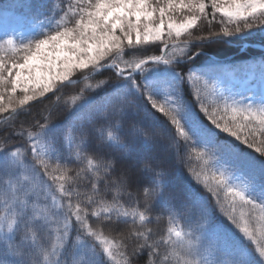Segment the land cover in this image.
<instances>
[{
  "label": "trees",
  "instance_id": "1",
  "mask_svg": "<svg viewBox=\"0 0 264 264\" xmlns=\"http://www.w3.org/2000/svg\"><path fill=\"white\" fill-rule=\"evenodd\" d=\"M204 2L206 10L198 15L201 21H208L209 24L215 22L211 26H216L217 21L224 20V14L218 7L211 6V0ZM86 6V0H0V10H9L13 18L35 28L28 38L19 40L18 44H26L51 34L57 29V25L61 28L72 27L79 19L82 8ZM251 23H255L251 29L244 28L239 32L228 30L231 35L219 31L211 36L201 27L195 32L199 34L198 38H165L166 42L182 40L170 46L164 54L165 59L175 60L171 64L152 62L144 72L133 74L137 82H142L161 102L166 96L179 95L186 106L185 115L189 122L198 123L227 147L233 169L228 186L217 185L213 179L214 175L218 176L216 166L207 157L199 156L196 150L186 148L182 143L173 142L172 129L166 117L155 112L144 96L133 87L132 77L116 79L118 73L111 68H104L82 81L63 84L47 97L27 105L0 122V140L13 131L10 125L15 126V134L9 140V147L15 145L21 149L19 159L24 164L8 174L0 169V217H5L3 233L8 232L7 218L11 214L4 207L5 194L9 190V184L13 191L22 184L27 188H36L39 195L30 192V202L49 213L44 226L36 233L35 239L41 248L32 257L35 264H90V261L95 264H125V249L121 248V244L126 233L115 231L114 227L131 226L133 220L140 232H144L146 227L157 241H163L159 248V259L167 257V264H184L185 260H198L200 264H264V259L258 254V249L264 247V210L260 206V203H264V156L255 152V148H249L242 141L216 128L200 109L201 102L210 105L214 101L221 107L224 102L264 107L262 93L256 91L251 96V90L242 89L240 82L245 76V68L254 71V79H264L260 72L264 68L263 50L253 46L241 49L244 41L264 44V18H255ZM163 45L164 43L158 42L148 49L133 46L125 49L122 55L112 54L104 59L105 62L114 61L128 68L126 61L157 56ZM197 52L199 53L195 55ZM14 55L18 54L11 49L0 50L3 58H13ZM184 56H192V59L189 61ZM229 67L234 71L232 77ZM189 70L200 74L214 85L213 91L210 88L204 89L199 82L190 85L183 80V73ZM85 73L73 77H81ZM237 77L240 78L239 83L233 80ZM231 86L233 88L229 89ZM196 87L201 88L202 100L193 95ZM125 89L136 100V108L129 110L127 120L142 123L148 131L155 134V140L149 144L138 137L133 156L127 160L120 159L119 162L128 164L134 160L136 168H139L148 160L155 168L164 169L165 195L170 193L174 198L171 202H156L151 212H145L144 208L133 202L129 193L118 187L114 186L108 194L97 197L91 187L84 186L87 183L86 176L103 177L102 172L96 171L102 161L91 152L106 153V148L97 143L96 133L86 125L85 130L89 132L87 150L90 152L81 153L78 123L89 113L95 112L106 98ZM4 113H0V116ZM221 115L227 118L223 112ZM49 122L42 135L52 142L53 149L42 147L39 159H35L25 151L33 142L28 140L26 133L21 136L20 132L22 128L34 131V124ZM101 131L107 137L112 129ZM120 134L124 135L125 130L122 129ZM253 135L257 141L264 139V130L256 127L254 132L249 133L250 139ZM16 147H12V150L16 151ZM255 147L264 145L257 142ZM7 154L0 152V159ZM40 160L48 165L47 170ZM75 172L81 173V182L76 181ZM153 176L154 174H145L139 183H150ZM62 184L67 195L61 190ZM92 186L96 189L102 187L97 180L92 181ZM230 187L241 188L248 197L257 201V207L252 208L238 196L234 198L229 191ZM76 193L82 194L81 198H76ZM84 193H87V197L83 196ZM17 195L22 197L23 193L17 192ZM113 197H118V204L113 201ZM92 200H96V203H92ZM172 204L180 213L169 211ZM204 205H208L210 216L208 220L201 221L203 228L196 231L191 222L198 219L199 210ZM78 209L84 211L78 213ZM110 209H118V214ZM125 213L135 215L125 216ZM140 213L144 214V220L140 219ZM78 214L83 224L77 220ZM109 216L112 220L108 219ZM37 219L43 220L44 217L37 216ZM93 232L95 235H92ZM177 232L181 235L177 236ZM106 240L114 249V258L108 257L103 251L108 246L104 243ZM131 243L129 238V244ZM25 244L33 246L35 241L29 239ZM189 249L193 251V255L189 254ZM149 258L159 264L156 257ZM143 259L144 256H141L140 260Z\"/></svg>",
  "mask_w": 264,
  "mask_h": 264
},
{
  "label": "snow or ice",
  "instance_id": "2",
  "mask_svg": "<svg viewBox=\"0 0 264 264\" xmlns=\"http://www.w3.org/2000/svg\"><path fill=\"white\" fill-rule=\"evenodd\" d=\"M86 4L87 6L82 8L79 19L74 22L72 27L61 28L57 25V29L53 33L26 44H18L11 37L0 40V50L8 48L20 54V59L11 64L0 59V102L4 101L5 94L8 95V108L6 109L3 103H0V113L9 110L16 111L12 94L17 93L18 90L23 92L22 98L19 99V105H24L37 94L42 96L54 88L57 81L67 80L75 70L95 65L105 56L122 55L125 49L140 46L149 41L164 43L167 47L165 28L168 29L167 36H172L173 29H175V35L179 36L182 30L189 28L197 20L198 15L203 14L206 10L204 0H164L163 6L159 0L155 5L151 0H95V3H92V0H86ZM211 6L218 7L219 11L229 18L243 17L247 20L254 18L257 13L264 16V0H224V6H219L217 0H211ZM177 8L180 11L187 10L191 13L187 22L182 24L171 22V15ZM166 14L169 17L168 21L165 20ZM245 27L251 29L253 25L245 23ZM235 31L239 32L241 29L237 27ZM225 34L231 35L232 33L225 29ZM184 58L190 61L192 56H184ZM174 60L172 58L165 59L159 55L149 56L147 59L134 58L126 61L128 68L120 69L116 79L132 77L133 87L144 96L145 101L155 112L158 111L166 117L172 129L173 142L182 143L186 148L196 150L199 156L207 157L209 162L216 166L218 176L214 175L213 179L216 180L217 185L228 186L233 169L230 162L231 155L227 147L218 142L198 123L189 122V118L185 115L186 106L179 95L166 96L161 102L133 76L138 71L144 72L149 66V61L171 64ZM126 72L127 74H125ZM260 72L264 76V68ZM183 80L190 85L199 82L204 89L210 88L211 91L214 89V85L191 70L183 73ZM177 91H179V85H177ZM200 93L201 88H194L193 95L198 100H202ZM135 108L136 100L125 89L113 97L106 98L95 112L89 113L78 123L80 130L76 131L79 136L81 153L90 152L87 150L89 132L85 130L86 125L96 133L97 143L106 148V153L91 152L98 160L102 161L96 171L102 172L103 177L86 176L87 183L84 186L91 187L97 197L108 194L114 186L118 187L123 192L129 193L133 202L144 208L145 212H151L156 202L165 200L171 202L174 198L170 193L165 195L164 169L155 168L148 160H145L139 168H136L134 160L128 164L119 162L120 159L127 160L133 156L136 151L135 140L138 137L143 138L149 144L155 140V134L148 131L142 123L136 120H127L129 110ZM200 109L216 128L242 141L249 148H255V152L264 156V147H255L257 142L264 145V139L257 141L255 135L251 139L249 136V133L254 132L256 127L264 130V107L240 106L227 102H224L221 107L218 102L214 101L210 105L201 102ZM221 112L226 114L227 118L221 115ZM97 121H103V123H97ZM49 124L50 122L43 125L34 124L32 126L34 131L22 128L20 132L21 136L26 133L28 140L33 142L25 148V151L31 153L35 159H39L42 147L53 149L52 142L46 140L42 135L43 130ZM10 127L13 131L0 140V152L8 153L3 159H0V169H3L5 174L17 167L24 166L23 161L19 159L21 149L13 145L12 147H16V151H13L12 147H9V140L15 134V126L10 125ZM107 128H111L112 131L108 133L107 137H104L101 129ZM122 129L125 130L124 135L120 134ZM40 163L47 170L48 165L43 160H40ZM86 171L87 169H85ZM145 174H154L152 182L139 183ZM75 176L76 181L81 182V173L75 172ZM61 179L64 177L61 176ZM93 180H97L102 187L96 189L92 186ZM61 190L65 191L67 195L63 184ZM229 191L234 198L238 196L241 201L251 205L252 208L257 207V201L248 197L241 188L230 187ZM17 192H22L23 196H18ZM30 192L39 195L35 187L27 188L21 184L13 191L12 185L9 184V190L5 194L4 207L11 214L7 218V233H3L5 217H0V264H35L32 257L41 248L35 239L36 233L44 226L45 220L49 218V213L40 210L30 202ZM75 195L79 199L82 194L76 193ZM83 196L87 197V193H84ZM113 201L118 204V197H113ZM91 202L96 203V200ZM260 206L264 210V203H260ZM69 207H72L71 203ZM110 210L116 211L117 214L119 211L118 209ZM83 211V209H78V213ZM169 211L180 213L173 204ZM128 215L135 214L125 213V216ZM37 216H43L44 219L38 220ZM209 216L210 209L208 205H204L199 210L198 219L191 222L194 230L200 231L203 228L201 221L208 220ZM144 218V214L140 213V219L144 220ZM108 219L112 220V217L109 216ZM77 220L83 224L79 214ZM114 230L126 233L122 237L123 243L121 244V248L125 249V264H157L156 261L149 258L150 256L156 257L159 264H167V257L163 260L159 259V248L163 241H157L154 234L146 227L144 232H140L133 220L131 226L116 225ZM244 230L247 232V228ZM92 235H95V232ZM176 235L180 236L181 234L177 232ZM129 238L132 240L131 244H129ZM29 239L35 241L33 246L25 244V241ZM104 243L108 246L103 251L107 253L108 257L114 258V249L110 242L106 240ZM53 252L55 253V250ZM189 254L193 255L191 249H189ZM258 254L260 258L264 259V247L258 249ZM141 256H144L142 261L140 260ZM90 264H95V262L90 261ZM184 264H200V262L185 260Z\"/></svg>",
  "mask_w": 264,
  "mask_h": 264
},
{
  "label": "rangeland",
  "instance_id": "3",
  "mask_svg": "<svg viewBox=\"0 0 264 264\" xmlns=\"http://www.w3.org/2000/svg\"><path fill=\"white\" fill-rule=\"evenodd\" d=\"M218 1V5L219 6H224V0H217ZM151 2L153 3V5H155V3L157 2V0H151ZM159 3L163 6L164 4V0H159ZM219 9V8H218ZM187 10L184 11H180L179 8H177L175 10V12L171 15V22L173 24H182L187 22V20L189 19V15L191 13H189ZM255 18L262 19L264 18V16H260L259 13L256 14V16L254 18H248L247 20L243 17L237 18V17H232L229 18L228 16L224 15V20H220L219 22H216V26H211L213 24H215V22L210 23L208 21H201L202 19L197 18V20L187 29H184L181 31L179 36L175 35V29L172 30V38H198L200 37L199 34H195V32H198V28L204 27V30H206L208 33V35L213 36L214 34H218L219 31H225V29H227V27L229 26L230 29L227 30H235L237 27H239L240 29H244L245 27V23H250L253 25L255 23H251L252 20H254ZM169 17L166 14L165 16V20L168 21ZM252 27V28H253ZM198 29V30H197ZM197 30V31H196ZM35 31V28L32 27H28L25 24H22L21 22H19L17 20V18H13L10 11L9 10H0V38L6 40L8 38H13L15 39L16 42H18L19 40H22L24 38H28L29 35ZM206 31L204 32V34L206 33ZM211 31V32H210ZM167 32L168 29L165 28V34L166 37L165 38H169V36H167ZM200 33V31H199ZM158 42L155 41H149L143 45L140 46H134L137 49H148L149 47H151L152 45H156ZM245 43L243 44V48H244ZM261 46H264L263 44H258ZM114 55V54H113ZM106 57V56H105ZM0 59H2L5 63L7 64H11L13 61H18L20 59V54H18L17 56H13V58H3L0 56ZM106 59H103L102 61H100L99 63L95 64V65H89L88 68L85 69H77L74 72H72L67 80H70L73 76L77 75V74H83L89 70H92L94 68H96L97 66H99L101 63L105 64ZM105 62V63H104ZM102 65V64H101ZM226 65H228L226 63ZM245 71V76L244 78H242L240 80V82L242 83V89L244 90H251V96L257 91L262 93V96H264V79L262 78H255L254 79V71L252 69L248 70L247 68L244 69ZM228 71L231 74V77L234 76V74L232 72H234L232 69H230V67L228 68ZM240 78L237 77L233 80H235L236 83H239L238 80ZM66 81V80H65ZM63 81H57L56 86H58L59 84H61ZM227 84H231V82L226 81ZM235 83V85H236ZM56 86L54 88H51L48 92H45L44 94H51L52 91L56 88ZM234 86V85H233ZM233 88L232 86L229 88L231 89ZM31 94V93H29ZM43 94V95H44ZM23 92L22 90H18L17 93L12 94V100L14 102V106H18L19 105V99L22 98ZM41 96L39 94H37L34 97H38ZM3 103L4 107L7 109L8 108V95L5 94V99L4 101L0 102ZM15 106V107H16Z\"/></svg>",
  "mask_w": 264,
  "mask_h": 264
},
{
  "label": "water",
  "instance_id": "4",
  "mask_svg": "<svg viewBox=\"0 0 264 264\" xmlns=\"http://www.w3.org/2000/svg\"><path fill=\"white\" fill-rule=\"evenodd\" d=\"M88 75H89V74H87V75H85V76H82L81 78H79V79H75L74 81H80V80L86 78ZM48 95H49V93L46 94L45 96H42V97L38 98V99L32 100L31 102H27V103H25L24 105H19V106H17L15 112L11 111L10 113H8L7 115H5L4 117L0 118V121H1V120H4V119H6V118H8L9 116H11L12 114L16 113L17 111H19V110L22 109L23 107H25V106H27V105H29V104H31V103H33V102L39 100V99L45 98V97H47Z\"/></svg>",
  "mask_w": 264,
  "mask_h": 264
}]
</instances>
